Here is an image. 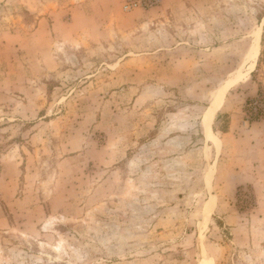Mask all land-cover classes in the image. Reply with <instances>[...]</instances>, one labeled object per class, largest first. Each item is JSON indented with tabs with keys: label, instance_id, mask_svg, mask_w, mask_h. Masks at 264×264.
<instances>
[{
	"label": "rangeland",
	"instance_id": "obj_1",
	"mask_svg": "<svg viewBox=\"0 0 264 264\" xmlns=\"http://www.w3.org/2000/svg\"><path fill=\"white\" fill-rule=\"evenodd\" d=\"M0 264H264V0H0Z\"/></svg>",
	"mask_w": 264,
	"mask_h": 264
},
{
	"label": "built area",
	"instance_id": "obj_2",
	"mask_svg": "<svg viewBox=\"0 0 264 264\" xmlns=\"http://www.w3.org/2000/svg\"><path fill=\"white\" fill-rule=\"evenodd\" d=\"M162 0H130L131 5H140L145 8H153L158 6Z\"/></svg>",
	"mask_w": 264,
	"mask_h": 264
},
{
	"label": "bare ground",
	"instance_id": "obj_3",
	"mask_svg": "<svg viewBox=\"0 0 264 264\" xmlns=\"http://www.w3.org/2000/svg\"><path fill=\"white\" fill-rule=\"evenodd\" d=\"M255 49V48H254ZM256 54V53H255Z\"/></svg>",
	"mask_w": 264,
	"mask_h": 264
}]
</instances>
